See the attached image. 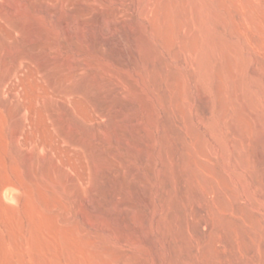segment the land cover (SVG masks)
<instances>
[{"label": "rangeland", "instance_id": "1", "mask_svg": "<svg viewBox=\"0 0 264 264\" xmlns=\"http://www.w3.org/2000/svg\"><path fill=\"white\" fill-rule=\"evenodd\" d=\"M0 264H264V0H0Z\"/></svg>", "mask_w": 264, "mask_h": 264}, {"label": "bare ground", "instance_id": "2", "mask_svg": "<svg viewBox=\"0 0 264 264\" xmlns=\"http://www.w3.org/2000/svg\"><path fill=\"white\" fill-rule=\"evenodd\" d=\"M210 8H211V7H210ZM216 21H217V20H216ZM255 36H257V35H255ZM255 36H254V37H255ZM257 38H258V37H257ZM150 68H151V67H150Z\"/></svg>", "mask_w": 264, "mask_h": 264}]
</instances>
